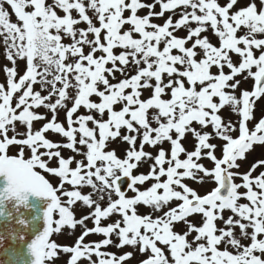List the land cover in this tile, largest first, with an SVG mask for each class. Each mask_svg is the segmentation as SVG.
<instances>
[{
    "label": "snow or ice",
    "instance_id": "snow-or-ice-1",
    "mask_svg": "<svg viewBox=\"0 0 264 264\" xmlns=\"http://www.w3.org/2000/svg\"><path fill=\"white\" fill-rule=\"evenodd\" d=\"M0 41V202L15 198L18 211L28 193L47 198L32 264L61 253L66 264H129L137 253L138 264H264V159L239 171L264 147V0H0ZM142 164L148 172L134 174ZM186 181L213 186L201 194ZM77 226L73 245L51 239Z\"/></svg>",
    "mask_w": 264,
    "mask_h": 264
},
{
    "label": "rangeland",
    "instance_id": "rangeland-1",
    "mask_svg": "<svg viewBox=\"0 0 264 264\" xmlns=\"http://www.w3.org/2000/svg\"><path fill=\"white\" fill-rule=\"evenodd\" d=\"M144 2L151 3L152 0H144ZM220 3L223 5L225 3V0H220ZM156 10L158 11L159 8L157 7ZM145 12H146V10H142L141 11V13H145ZM74 15H75V13H74ZM178 17H179V15L177 14V16L174 17V19H178ZM165 18H166V16H165ZM153 22H155L157 24H160L161 22H163V20L157 19V20H154ZM192 26L195 27V25H192ZM79 27L83 28V27H86V25L82 23L81 25H79ZM175 34L177 36H179V37H184V36L187 35V31L185 29H181V30L177 31ZM203 35L208 36L210 41L213 44L217 43V38L211 33L210 30L208 32L204 33ZM64 42H69V41L65 40ZM85 51H87V49H85ZM116 51L118 53L119 49H117ZM6 64H8V61L4 57V49H3L2 41H0V83H5V74L3 73L2 68ZM19 67H20L21 70L24 68V62L23 61L19 62ZM213 71H215V69H213ZM225 71H227V69H225ZM120 78L121 77L119 76V74H117V80H119ZM250 83L251 82L242 83L241 87L242 88H250ZM37 88H38V86H37ZM144 95L146 97L148 95V93L145 92ZM39 112L47 115L49 117V119H50V113H48L47 110H45L43 108H40ZM79 114H85V110L83 108H81L79 110ZM262 114H264V99H261V100L257 101L256 106H255V115H256V117L260 118ZM221 115L224 116L225 119H229L230 118L233 121L237 120V117L234 114H231L230 109H227V108L223 110ZM58 120H59V122L65 123V112L63 110H61L59 112ZM42 123L43 122L35 124V127L39 128L42 125ZM65 126H66V123H65ZM18 130L23 131V129L20 128L19 126H18ZM208 130L211 131V129H208ZM10 135H11V133H10ZM47 135H48V138L53 140L54 142L55 141H60L62 139L58 134H53L51 132H49ZM212 142L213 143H218L217 140H213ZM193 143H194V141L192 140L191 137H189L188 140L184 141L185 146L187 148H189V149L192 148ZM110 147L115 148L116 151H117V154L122 157L124 155V149L127 148V145L126 144H122L119 141H117L114 144H112ZM163 147L166 150L169 149V145L167 143H165L163 145ZM145 150L153 152V154H155L158 151V148H150V147L146 146ZM12 152L14 153L15 149H13ZM70 154L71 153L68 152V151H63V155H65V156H68ZM77 158H79V157H77ZM258 159H264V147L256 146L255 150L251 151L248 154L246 160L240 161V165L241 166H240L239 171L241 173L246 172L250 168L251 164L254 163ZM202 163H204L208 167L212 166L211 163L209 161H207V160L202 161ZM53 164H55V162H53ZM148 170H149L148 164H142L137 170L134 171V174L147 173ZM261 170H264V169H258L255 174H258V172L261 171ZM53 182L55 183V180H53ZM186 182L189 183V185L192 186L193 188H196L201 194L205 193L207 190H209L213 186V185H211L209 183H204L203 185H199V184L193 183L192 181H186ZM237 182L239 183L240 181L237 180ZM146 186L147 185H145V187ZM83 191L85 193H87L88 191H90V189L89 188H84ZM241 191H243V189H241ZM129 195H131V193H129ZM242 202H244V201H242ZM74 211H75V215H76L77 218H79L81 215L87 213V209L86 208H82L80 206V204H77L75 206ZM141 211L142 212H147L148 209L141 208ZM229 214L230 213L226 212L225 216H227ZM113 219H115V217ZM195 219L198 220L199 218L197 217ZM87 224H88L89 227H91V225H92L91 220H89L87 222ZM181 228H183V225L178 226L177 230H180ZM80 231H81V228L79 226H77V228L75 229V232L73 234H71V235L67 232V230H63V234L56 235V237H55L56 241H58V243L60 242V245L71 246L73 244V242H74L75 237L77 236V234L80 233ZM237 234H239V230L238 229H237ZM91 238H92V235L88 236L86 238V242L91 241ZM100 239H102V237L99 236V235L97 237H95V238L94 237L92 238V240H100ZM131 250L132 249H130V248H124L122 250H117V249H115L113 247H109L107 249H102V251L117 252V254H120L121 252H124V251H131ZM67 258H68V256H65L63 253H61L60 254V259L56 260V264H66V259ZM140 258L141 257L137 253L136 258L131 260V261H129V264H138V261H139ZM81 264H85V262L82 261Z\"/></svg>",
    "mask_w": 264,
    "mask_h": 264
},
{
    "label": "water",
    "instance_id": "water-1",
    "mask_svg": "<svg viewBox=\"0 0 264 264\" xmlns=\"http://www.w3.org/2000/svg\"><path fill=\"white\" fill-rule=\"evenodd\" d=\"M6 179L0 175V189L6 185ZM126 186V185H125ZM47 198L37 197L31 193L27 194L24 206L16 210L15 198H8L0 202V234L4 235L0 244V264H32L28 245L30 241L43 230V211L46 208ZM22 216L27 221V227L16 223L17 218ZM14 230L17 235L23 234V240L17 239L13 242L9 238V230ZM9 250L17 253L15 260L10 258Z\"/></svg>",
    "mask_w": 264,
    "mask_h": 264
},
{
    "label": "flooded vegetation",
    "instance_id": "flooded-vegetation-1",
    "mask_svg": "<svg viewBox=\"0 0 264 264\" xmlns=\"http://www.w3.org/2000/svg\"><path fill=\"white\" fill-rule=\"evenodd\" d=\"M12 19L15 20V17L13 16ZM68 233H69V232H68ZM71 237H72V236H71ZM93 237L95 238V237H97V235H92V238H93ZM92 241H95V240H92ZM55 242H58V241L55 240Z\"/></svg>",
    "mask_w": 264,
    "mask_h": 264
},
{
    "label": "trees",
    "instance_id": "trees-1",
    "mask_svg": "<svg viewBox=\"0 0 264 264\" xmlns=\"http://www.w3.org/2000/svg\"><path fill=\"white\" fill-rule=\"evenodd\" d=\"M219 2H220V0H219ZM139 14H140V15H144V14H146V13H142V14H141V13H139ZM178 18H179V17H178ZM65 123H66V119H65Z\"/></svg>",
    "mask_w": 264,
    "mask_h": 264
}]
</instances>
